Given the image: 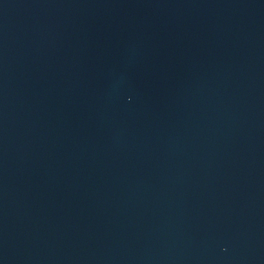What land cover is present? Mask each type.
<instances>
[{"label": "water", "instance_id": "95a60500", "mask_svg": "<svg viewBox=\"0 0 264 264\" xmlns=\"http://www.w3.org/2000/svg\"><path fill=\"white\" fill-rule=\"evenodd\" d=\"M0 264H264V0H0Z\"/></svg>", "mask_w": 264, "mask_h": 264}]
</instances>
